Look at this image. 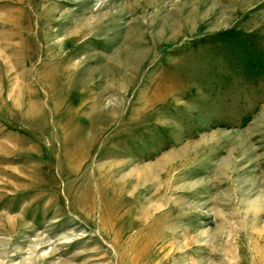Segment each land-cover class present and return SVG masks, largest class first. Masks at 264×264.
<instances>
[{"label": "rangeland", "instance_id": "1", "mask_svg": "<svg viewBox=\"0 0 264 264\" xmlns=\"http://www.w3.org/2000/svg\"><path fill=\"white\" fill-rule=\"evenodd\" d=\"M0 264H264V0H0Z\"/></svg>", "mask_w": 264, "mask_h": 264}, {"label": "bare ground", "instance_id": "2", "mask_svg": "<svg viewBox=\"0 0 264 264\" xmlns=\"http://www.w3.org/2000/svg\"><path fill=\"white\" fill-rule=\"evenodd\" d=\"M133 260H134V261H136V260H138V258H135V257H134V259H133Z\"/></svg>", "mask_w": 264, "mask_h": 264}]
</instances>
